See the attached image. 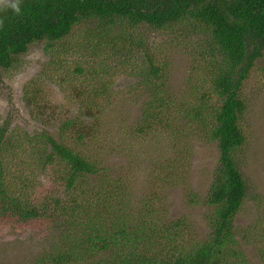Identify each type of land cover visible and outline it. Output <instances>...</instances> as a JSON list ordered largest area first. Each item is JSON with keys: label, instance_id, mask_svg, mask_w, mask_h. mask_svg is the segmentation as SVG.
<instances>
[{"label": "trees", "instance_id": "trees-1", "mask_svg": "<svg viewBox=\"0 0 264 264\" xmlns=\"http://www.w3.org/2000/svg\"><path fill=\"white\" fill-rule=\"evenodd\" d=\"M20 8V14L0 8V73L16 70L32 47H42L49 57L44 76L22 88L19 104L39 109L44 126L11 128L10 116H0V231L45 233L47 244L29 264H264V234L257 241L251 236L252 227H264V212L248 228L235 222L250 196L240 165L250 142L245 89L263 68L264 0H20ZM154 32L178 34L195 58L177 90L169 64L158 63V48L148 45L146 35ZM113 56L126 73L122 81L121 74L105 76ZM136 57L142 61L131 64ZM71 90L66 99L79 94L83 118L63 116L55 134L49 117L42 119L49 105L42 100ZM129 94L140 104L134 143L169 131L175 137L179 120L217 143L207 195L189 193L191 204L207 209V235L186 217L174 218L162 193L183 173L184 142L173 144L175 157L154 166L156 193L137 207L133 176L84 153L92 126L106 123L103 113H116L111 106ZM188 132L186 125L179 130Z\"/></svg>", "mask_w": 264, "mask_h": 264}, {"label": "rangeland", "instance_id": "rangeland-1", "mask_svg": "<svg viewBox=\"0 0 264 264\" xmlns=\"http://www.w3.org/2000/svg\"><path fill=\"white\" fill-rule=\"evenodd\" d=\"M81 33L83 31L76 32L77 37ZM146 39L148 45L158 48L160 52L157 62L162 65L164 63L169 64L170 84L177 90L179 86L187 81L192 63L195 60L189 52V46L181 45L178 34L173 32L148 33ZM71 43H73L72 40H69L68 44ZM116 52L114 55L117 54ZM80 56L82 58L87 57L84 53H81ZM48 60V55L44 53L41 46L37 45L19 59L16 70L11 71L9 74L0 73V116L3 119L10 116L11 128H15L17 124L26 131H32L44 126L41 116L36 114L39 109L36 112H31L29 108L19 103L22 104V88L35 77L42 74L44 76L45 65ZM116 60L117 57L114 56L111 61L106 60L109 62V66L106 68L107 75L105 76L121 74L119 78L122 81L126 73H122L124 68L118 66L117 64L120 62ZM139 61H142V59L136 57L131 61V64ZM258 63L264 68V57ZM263 68L261 70L256 68V72L254 71V75L250 77L245 89L247 98L245 126L250 131V142L241 157L240 165L242 174L250 188V196L235 220L236 225L243 228H248L249 225L255 223L257 217L264 212ZM61 76H64V80H67L68 83L78 85V82H74L66 74H61ZM99 81H102L101 78H98L97 82ZM45 83L47 82L45 81ZM77 91L82 92V90ZM60 92L57 91L56 94L42 100L43 102L47 101L45 103L49 104L43 111L42 119L49 117L50 122L53 123L52 131L55 134L59 133L63 127L61 124L63 116L83 118L82 111L84 110L76 101L79 94H75L72 100L67 101V96L72 95L74 90L69 91L67 94H58ZM134 97V95L129 94L125 98H121L120 102L115 101L111 107L118 109L117 112L113 113L114 115H108L107 112L106 114L104 112L103 116H107V122H98V125H91L94 133L90 131L89 134L93 137L83 146L84 153L94 158H101L110 165L123 167L129 172V176H133L136 180L134 186L135 194L138 196L135 200L137 207L141 198L148 200L151 195L153 196L156 193L155 190L151 191L154 182L152 176H157L159 172V169L154 168V166L164 158L172 159L175 157L179 152V148L173 144L177 141L184 142L186 147L183 146L182 150V157L184 158L182 163L185 164L182 168L183 173H180L181 175L175 174L176 182L171 184L168 190H163L162 193L167 196L165 204L174 218L186 217L189 222H192L197 232L199 231L203 236L207 235L210 230V224L208 225L209 221L206 217L207 209L202 203L191 204L189 193L192 191L201 196L207 195L212 184L213 172L219 162L217 143L210 142L195 124H191L188 128L184 120L176 122L179 123L177 124L179 129L175 127L174 123L172 129H178L175 132V137L172 135V131H169L160 134L161 136L158 134L153 138L138 140L139 144L134 143L133 133L131 132L134 119H136L135 114L138 112L137 108L140 107L138 99H134L132 102L131 99ZM184 125L187 126L189 132L180 135L179 130ZM74 128L71 132L74 131ZM83 128L89 130V127H85L84 124ZM67 140L69 143H73L72 134ZM141 145L144 147H140ZM162 184L164 183L162 182ZM251 230L254 231H251V236L256 241L262 239L261 235L264 234L263 225L252 227ZM43 236L46 235L42 230L33 228H13L0 231V264H29L39 252L43 251L44 245L47 244ZM256 241L254 245L258 248L262 247V244H258ZM248 249L251 258H255L257 254L255 247L250 245Z\"/></svg>", "mask_w": 264, "mask_h": 264}, {"label": "clouds", "instance_id": "clouds-1", "mask_svg": "<svg viewBox=\"0 0 264 264\" xmlns=\"http://www.w3.org/2000/svg\"><path fill=\"white\" fill-rule=\"evenodd\" d=\"M0 8L4 10L11 9L16 14H20V0H0ZM4 21L0 19V27L3 26Z\"/></svg>", "mask_w": 264, "mask_h": 264}]
</instances>
